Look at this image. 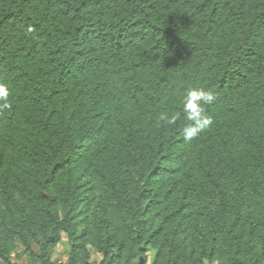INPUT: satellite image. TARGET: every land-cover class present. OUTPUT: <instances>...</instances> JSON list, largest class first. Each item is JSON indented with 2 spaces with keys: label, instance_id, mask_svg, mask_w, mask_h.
Returning <instances> with one entry per match:
<instances>
[{
  "label": "trees",
  "instance_id": "1",
  "mask_svg": "<svg viewBox=\"0 0 264 264\" xmlns=\"http://www.w3.org/2000/svg\"><path fill=\"white\" fill-rule=\"evenodd\" d=\"M0 82V264H264V0H0Z\"/></svg>",
  "mask_w": 264,
  "mask_h": 264
},
{
  "label": "clouds",
  "instance_id": "2",
  "mask_svg": "<svg viewBox=\"0 0 264 264\" xmlns=\"http://www.w3.org/2000/svg\"><path fill=\"white\" fill-rule=\"evenodd\" d=\"M8 85L0 82V98L7 96ZM215 100V95L211 90L192 89L187 92L184 98L183 119L186 121L183 132L186 140L195 139L200 133L206 131L212 124L211 116L206 115L205 107ZM4 107L9 105L5 103ZM179 117L169 116L167 113H161L159 121L165 125L174 124Z\"/></svg>",
  "mask_w": 264,
  "mask_h": 264
},
{
  "label": "rangeland",
  "instance_id": "3",
  "mask_svg": "<svg viewBox=\"0 0 264 264\" xmlns=\"http://www.w3.org/2000/svg\"><path fill=\"white\" fill-rule=\"evenodd\" d=\"M65 237H63V242L62 244L58 245L56 248V252L54 255V260L59 261V262H65L66 261V257H65V250H66V245H65ZM93 259H97V255L95 253L92 254ZM149 259L151 260V254L149 255ZM13 260H15V262H19L16 258V254H13ZM22 262H25V257L22 258L21 260Z\"/></svg>",
  "mask_w": 264,
  "mask_h": 264
}]
</instances>
